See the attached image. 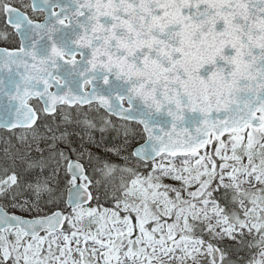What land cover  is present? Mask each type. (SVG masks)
Returning a JSON list of instances; mask_svg holds the SVG:
<instances>
[{"label":"snow or ice","instance_id":"snow-or-ice-1","mask_svg":"<svg viewBox=\"0 0 264 264\" xmlns=\"http://www.w3.org/2000/svg\"><path fill=\"white\" fill-rule=\"evenodd\" d=\"M0 45V264H264V0H0Z\"/></svg>","mask_w":264,"mask_h":264},{"label":"rangeland","instance_id":"rangeland-1","mask_svg":"<svg viewBox=\"0 0 264 264\" xmlns=\"http://www.w3.org/2000/svg\"><path fill=\"white\" fill-rule=\"evenodd\" d=\"M97 136H99V133H97ZM0 147H2V145H0Z\"/></svg>","mask_w":264,"mask_h":264},{"label":"water","instance_id":"water-1","mask_svg":"<svg viewBox=\"0 0 264 264\" xmlns=\"http://www.w3.org/2000/svg\"><path fill=\"white\" fill-rule=\"evenodd\" d=\"M0 47H3V46H0Z\"/></svg>","mask_w":264,"mask_h":264}]
</instances>
